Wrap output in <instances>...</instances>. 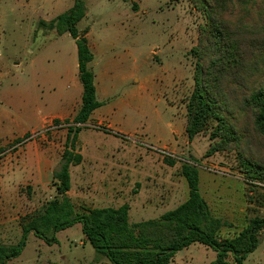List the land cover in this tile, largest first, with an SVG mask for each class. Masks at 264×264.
Instances as JSON below:
<instances>
[{
    "label": "rangeland",
    "instance_id": "obj_1",
    "mask_svg": "<svg viewBox=\"0 0 264 264\" xmlns=\"http://www.w3.org/2000/svg\"><path fill=\"white\" fill-rule=\"evenodd\" d=\"M74 2L0 0V223L8 215L19 222L56 195L53 173L67 148L69 126L53 119L41 124L72 110L83 88L75 40L39 24ZM86 5L77 29L89 31L85 37L94 55L90 68L101 107L75 144L84 158L71 168L69 196L76 211L128 204L130 223L157 220L188 198L181 168L190 162L199 170L200 194L212 214L232 225L223 229L224 237L263 217L264 180L247 177L237 151L208 156V132L192 142L186 134L196 63L191 49L203 13L192 0H86ZM242 134L244 156L264 172L263 140L253 128ZM42 159L53 166L39 177ZM15 237L7 243H18ZM57 237L59 243L49 246L31 234L10 264H109L86 243L81 224ZM215 258L212 249L196 244L170 264H215ZM245 264H264V232Z\"/></svg>",
    "mask_w": 264,
    "mask_h": 264
},
{
    "label": "trees",
    "instance_id": "obj_2",
    "mask_svg": "<svg viewBox=\"0 0 264 264\" xmlns=\"http://www.w3.org/2000/svg\"><path fill=\"white\" fill-rule=\"evenodd\" d=\"M192 4L205 21L198 28L197 45L191 49L196 63L194 89L186 106L187 137L192 142L208 132L212 142L208 156L237 151L247 177L264 180L263 170L250 162L241 148L242 133L250 128L264 145V0H192ZM87 12L86 0H75L68 11L39 24L43 30L55 31L58 36L69 34L75 40L83 88L81 105L73 120L67 121V148L53 173L55 197L40 211L21 218V239L14 245L0 244V264L19 258L31 234L53 246L59 243L60 232L77 224H81L87 243L110 264H170L177 253L196 244L216 253L215 264H230V259L245 264L260 246L264 216L251 218L242 231L224 237L223 229L232 225L212 214L200 194L199 170L190 162L181 168L188 198L157 220L130 223L128 204L84 209L83 213L75 210L67 194L71 190L70 168L83 161L75 144L92 113L101 107L90 68L94 55L85 37L88 30L81 34L77 29ZM166 163L174 166L176 162L167 159Z\"/></svg>",
    "mask_w": 264,
    "mask_h": 264
},
{
    "label": "crops",
    "instance_id": "obj_3",
    "mask_svg": "<svg viewBox=\"0 0 264 264\" xmlns=\"http://www.w3.org/2000/svg\"><path fill=\"white\" fill-rule=\"evenodd\" d=\"M68 11V10H67ZM66 12V11H65ZM64 13V12H63ZM62 14V13H60ZM59 14V15H60ZM57 17V16H56ZM55 17V18H56ZM89 32V31H88ZM92 48V47H91ZM96 78V77H95ZM96 93H97V89H96ZM82 97V96H81ZM81 105V102L78 103L75 107H73L72 110H68L66 113L64 114H56V115H52L51 117L49 118H46L43 120L42 125H44L47 121V119H53V120H60L62 122V120H65V121H72L73 118L76 116L78 110H79V107ZM99 109V108H98ZM96 109L92 115H91V120H92V116L94 115V113H96V111L98 110ZM72 118V120H70ZM90 120V119H89ZM90 120V121H91ZM97 126H100V125H103L100 121H98V123H96ZM86 127V125H85ZM84 127V128H85ZM107 128H110V125L107 126ZM110 130V129H109ZM79 136V135H78ZM79 139V137H78ZM78 143V141H77ZM80 143V142H79ZM82 155V154H81ZM59 163V162H58ZM82 163H84V158H83V161ZM81 163V164H82ZM53 166V163L50 161V160H47V159H42L41 161H38L37 162V171H38V176L40 177V175L42 173H45L46 172V168L49 169L50 167ZM60 166V165H59ZM79 166V165H78ZM73 167H76V166H72L71 168ZM55 168H57V164L55 165ZM71 168H70V174H71ZM53 172V170H52ZM71 189H72V184H71ZM71 191V190H70ZM70 191L67 193L68 194V197L70 198ZM71 199V198H70ZM72 201V200H71ZM208 203V202H207ZM209 205V204H208ZM12 207V206H11ZM94 208H100V207H94ZM94 208H90V209H94ZM102 208H108V207H102ZM6 209V208H5ZM87 209V208H86ZM76 210V209H75ZM85 212V211H83ZM9 216V215H8ZM7 216V218H5L6 221H3L2 223H0V244H3V245H14L16 244L15 242L14 243H7L8 240H11V239H15L16 235H17V238L20 240L21 239V236H22V230H21V225H20V222H21V218L19 220V222H16L15 219L17 218H13L10 220L9 217ZM17 223V224H16ZM34 235V234H33ZM12 237V238H11ZM19 240L17 242H19ZM59 240V239H58ZM87 243V241H86ZM89 244V243H88ZM90 245V244H89ZM96 253V252H95ZM97 254V253H96ZM98 255V254H97ZM16 260V259H15ZM13 260V261H15ZM11 261V262H13ZM10 262V263H11ZM109 262V261H108ZM110 264V263H109Z\"/></svg>",
    "mask_w": 264,
    "mask_h": 264
}]
</instances>
